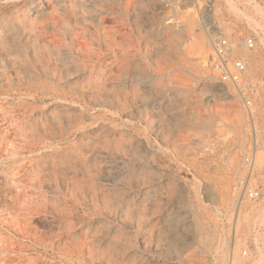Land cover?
Here are the masks:
<instances>
[{
	"label": "rangeland",
	"instance_id": "rangeland-1",
	"mask_svg": "<svg viewBox=\"0 0 264 264\" xmlns=\"http://www.w3.org/2000/svg\"><path fill=\"white\" fill-rule=\"evenodd\" d=\"M197 1L0 0V160L35 206L0 264H264V0L212 15L251 109L213 77Z\"/></svg>",
	"mask_w": 264,
	"mask_h": 264
},
{
	"label": "built area",
	"instance_id": "built-area-1",
	"mask_svg": "<svg viewBox=\"0 0 264 264\" xmlns=\"http://www.w3.org/2000/svg\"><path fill=\"white\" fill-rule=\"evenodd\" d=\"M216 0H204L203 3L196 2V10L203 20L206 30L212 35L211 52L208 57L207 64L213 72V77L222 86L231 87L239 98L244 102L248 109L252 107V100L246 94V84L244 83V75L248 71L247 62L241 57L234 56V47L231 40L224 31L212 19L215 13ZM168 8H175L180 5V0H165ZM256 45L255 38H249L246 41L248 49H254ZM253 155L248 154L246 162L253 164ZM240 197H247L250 200H259L262 197L260 189L249 188L246 181H241L236 187ZM247 252H244L246 255Z\"/></svg>",
	"mask_w": 264,
	"mask_h": 264
},
{
	"label": "bare ground",
	"instance_id": "bare-ground-1",
	"mask_svg": "<svg viewBox=\"0 0 264 264\" xmlns=\"http://www.w3.org/2000/svg\"><path fill=\"white\" fill-rule=\"evenodd\" d=\"M49 1V0H48ZM231 2V1H230ZM39 3V2H38ZM258 5V4H257ZM38 6V5H37ZM234 6H232V8H233ZM47 8V7H46ZM254 8V7H253ZM259 8V7H258ZM257 8V9H258ZM263 8V7H262ZM51 9V8H50ZM235 9L237 10V8L235 7ZM235 10V11H236ZM238 11V10H237ZM239 11H241V10H239ZM260 11V10H259ZM35 12V11H34ZM245 14V13H244ZM246 16V15H245ZM247 18V17H246ZM211 40H212V38H211ZM25 96V95H24ZM52 96V95H51ZM8 97V96H7ZM22 97V96H21ZM53 97V96H52ZM2 98V97H1ZM24 98H26V96L24 97ZM34 98H35V96H34ZM15 99V98H14ZM16 99H18V98H16ZM20 99V98H19ZM36 99V98H35ZM3 100V99H2ZM8 100V99H7ZM56 100V99H55ZM5 100H3V102H4ZM52 100L51 99H42V102L45 104V105H47V104H50V102H51ZM21 102V101H20ZM39 102V101H38ZM58 102V101H57ZM63 102V101H62ZM54 103V102H53ZM59 103H60V101H59ZM79 103V102H78ZM5 104V103H4ZM19 104V103H18ZM42 104V103H41ZM55 104V103H54ZM65 104V103H64ZM63 104V105H64ZM75 104H77V103H75ZM49 108V107H48ZM23 111V110H22ZM50 111V110H49ZM95 112V111H94ZM3 114H5V113H3ZM7 115V114H6ZM12 116V115H11ZM1 117V116H0ZM5 117V116H4ZM15 118V117H14ZM7 119V118H6ZM2 121H3V119H2ZM7 121V120H6ZM13 122V121H12ZM2 123V122H1ZM5 123V122H4ZM10 123V122H9ZM93 124V123H92ZM1 125V124H0ZM23 127V126H22ZM1 129V128H0ZM14 129V128H13ZM3 130V129H2ZM17 130V129H16ZM1 131V130H0ZM9 131V130H8ZM2 132V131H1ZM1 132H0V134H1ZM8 134V133H7ZM1 136H2V134H1ZM15 136V135H14ZM17 136H18V138L17 139H20L21 138V140H16L17 142H15V143H18V145H20V143L22 144V142H23V138H22V136H23V134L21 133V131H17ZM16 136V137H17ZM5 137V136H4ZM2 139H3V136H2ZM2 139H0V140H2ZM76 140V139H75ZM63 145V143H60L59 145ZM15 145V144H14ZM13 145V146H14ZM31 145V144H30ZM58 145V146H59ZM21 146V145H20ZM18 147V151H20L21 149H22V147ZM56 146V145H55ZM16 146H14V148H15ZM0 148H1V146H0ZM14 148H13V151H14ZM42 149V148H41ZM10 151H12V150H10ZM12 151V152H13ZM18 151H17V153H18ZM38 152V151H37ZM52 152V151H51ZM42 153V152H41ZM26 154V153H25ZM28 154H29V152H28ZM1 155V154H0ZM27 156V155H26ZM33 156V155H32ZM14 157V156H13ZM18 157V156H17ZM27 157H29V156H27ZM1 158V157H0ZM16 158V157H15ZM21 158V157H20ZM25 158V157H24ZM2 159V158H1ZM32 159V158H31ZM7 160V159H6ZM26 160V159H25ZM8 162V161H7ZM12 162V161H11ZM6 165V164H5ZM9 165V164H8ZM12 167V166H11ZM14 167V166H13ZM1 168H2V170H1ZM32 169V168H31ZM11 171H12V169H11ZM10 171V172H11ZM9 172V173H10ZM30 172V173H29ZM33 171H28V175H29V177H30V175H31V173H32ZM8 173V172H7ZM6 173V174H7ZM25 174V173H24ZM9 175V174H8ZM27 175V176H28ZM10 176V175H9ZM31 179V178H30ZM29 179V180H30ZM19 180H20V177H18V175H17V173H15L14 172V174L11 176V177H9V179H7L6 178V176H5V173H4V171H3V164H2V160H0V206H4V207H9V206H11V205H13V204H15L16 202H17V200H18V193L19 192H21V194L23 195L22 196V198L24 197V199H22V201L24 200L25 202V207H23L22 205H24L23 203H22V205H21V207L23 208H21V210H19V211H16V210H18L17 208H15L14 210H15V214H13V215H16L17 214V212H18V214L20 213V215L18 216V217H14V218H5V217H0V228H4V229H6V231L7 230H9V231H12V232H16V233H18V234H20L21 233V231H22V229H25V237H30L31 236V232L30 231H28V229L26 228V223L29 221V220H31V216L32 215H34L35 214V206L33 205V203H34V197H33V194L32 193H30V194H26V192L25 191H21L22 189H24V188H21V186H20V184H19ZM30 186V185H29ZM16 187V192H13V191H15L14 190V188ZM28 189V188H27ZM31 189H32V187H31ZM34 189H36V188H34ZM24 190H26V189H24ZM30 191V190H29ZM32 192V191H31ZM29 193V192H28ZM20 194V193H19ZM35 196V195H34ZM21 201V202H22ZM20 202V203H21ZM18 203V202H17ZM18 205V204H17ZM16 205V206H17ZM20 206V205H19ZM21 211V212H20ZM2 216V215H1ZM11 216H12V214H11ZM13 217V216H12ZM25 223V224H24ZM24 224V225H23ZM59 225V224H58ZM0 230H2V229H0ZM11 233V232H10ZM2 235V234H1ZM6 236V235H5ZM3 240V239H2ZM10 243V242H9ZM19 245V244H18ZM22 245V244H21ZM38 247V246H37ZM23 249V248H22ZM15 250V245L13 244V243H11V244H1V240H0V254H2L3 255V253H8L9 251H14ZM18 251V250H17ZM16 253V252H15ZM223 254V253H222ZM221 255V254H220ZM29 256V255H28ZM1 257V256H0ZM22 258H18V260H21ZM1 260V259H0ZM16 260V259H15ZM226 260V259H225ZM221 261V260H220ZM262 261V260H261ZM223 264H225V262L223 263ZM227 264V263H226Z\"/></svg>",
	"mask_w": 264,
	"mask_h": 264
}]
</instances>
